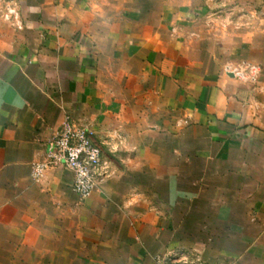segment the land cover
I'll list each match as a JSON object with an SVG mask.
<instances>
[{
    "label": "crops",
    "instance_id": "1",
    "mask_svg": "<svg viewBox=\"0 0 264 264\" xmlns=\"http://www.w3.org/2000/svg\"><path fill=\"white\" fill-rule=\"evenodd\" d=\"M151 1L0 0V264H155L175 247L162 238L175 215L125 177L194 168L207 176L189 180L197 193L177 199L179 217L190 201L229 225L201 222L211 236L186 247L209 264H264V82L249 81L247 61L205 57L198 33H163L169 13L152 32ZM65 117L88 127L110 170L83 202L62 166L31 177Z\"/></svg>",
    "mask_w": 264,
    "mask_h": 264
},
{
    "label": "rangeland",
    "instance_id": "2",
    "mask_svg": "<svg viewBox=\"0 0 264 264\" xmlns=\"http://www.w3.org/2000/svg\"><path fill=\"white\" fill-rule=\"evenodd\" d=\"M195 1L193 0V2ZM184 2L185 0H152L151 31L155 32L153 29L159 28L158 24L161 22L163 15L169 13V16L173 15L171 17L172 24L165 27L166 30H163V33L172 35L185 32L193 35L198 33L202 36L201 40H203L202 45L204 46L205 57L212 54L217 55L219 56L220 64L231 62L232 64L239 65L247 61L257 68V72L251 74L253 79L249 81L256 83L264 82V71L259 72L258 69L259 62L262 60L261 56L264 54V10H262L261 2L253 0L251 4L252 8L244 10V0H223L222 2H225L223 5L221 4L215 8L207 7V9L200 13L193 9L187 15L182 10ZM235 6L242 9H235ZM183 18L190 19L193 22L187 31L184 30L183 23L181 22ZM200 20L203 22L201 23ZM190 45L194 49L195 43H190ZM180 47L181 43L179 40L173 42V49L179 50ZM156 172L161 176L157 177L158 174ZM156 172L151 171V176H134L127 173L125 178L143 183L145 185L144 188L151 190V194H156L161 198L165 195L170 201L166 205L163 202L160 203L162 204V209L165 211L169 210L175 215L168 224L167 229L169 228V230L162 237L169 240L165 243V248L175 246L188 249L189 247L186 246H189L191 242L204 240L208 236H211V233H205L202 229L198 228L201 222L211 227L218 224L217 227H214L215 230H221L223 226L228 228L227 225L229 224L226 220V222H223L224 220H217L208 216L209 214L211 215V210H206L205 206L202 209H198L196 202L192 204L189 201L187 216L184 218L179 217L181 207L179 203H176L178 202L177 199L183 195L187 198L195 196L197 193L195 191L196 187L193 191L191 186H189V180H197L203 176H207V174L205 175L206 171L197 170V168L191 171L189 169L188 175L183 177H165L162 171ZM208 173L211 172L208 171ZM108 176H110L109 168ZM201 214L207 215V218L199 217L198 215ZM221 234L218 235L221 236Z\"/></svg>",
    "mask_w": 264,
    "mask_h": 264
},
{
    "label": "built area",
    "instance_id": "3",
    "mask_svg": "<svg viewBox=\"0 0 264 264\" xmlns=\"http://www.w3.org/2000/svg\"><path fill=\"white\" fill-rule=\"evenodd\" d=\"M10 13L11 9L8 10ZM62 166L72 175L71 188L79 202L85 201L99 182L108 176V164L88 127L65 117L46 142L43 158L31 166L38 180L45 169ZM155 264H209L191 249L174 247L154 255Z\"/></svg>",
    "mask_w": 264,
    "mask_h": 264
}]
</instances>
